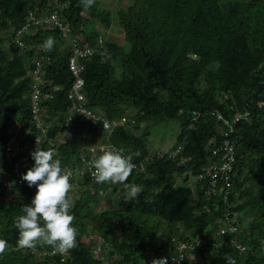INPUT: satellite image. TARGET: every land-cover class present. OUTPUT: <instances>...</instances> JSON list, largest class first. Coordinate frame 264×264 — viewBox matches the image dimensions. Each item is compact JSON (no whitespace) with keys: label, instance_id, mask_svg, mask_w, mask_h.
Instances as JSON below:
<instances>
[{"label":"trees","instance_id":"obj_1","mask_svg":"<svg viewBox=\"0 0 264 264\" xmlns=\"http://www.w3.org/2000/svg\"><path fill=\"white\" fill-rule=\"evenodd\" d=\"M115 1L119 6L113 9L95 0L84 10L82 0H0V169L9 173L5 147L18 126L24 127L26 146L39 133L30 99L36 60L42 61V90L52 94L41 105L48 123L42 149L55 148L63 167H81L82 158L93 160L87 146L99 137L145 164L144 172L133 170L127 181L143 189L134 200L122 184H98L87 174L72 184L77 246L63 261L47 245L17 249L14 220L36 188L8 191L0 185V238L8 241L0 264H148L179 242L197 241L199 247L182 264H226L229 256L237 264H264V0ZM51 10L68 22V36L52 25L39 27L20 35V45L14 34L28 11ZM112 25L123 33L122 43L106 38ZM49 36L56 45L46 52L42 44ZM74 46L91 50L79 58L86 106L110 121L126 115L133 124L108 131L101 122L75 117L70 129L86 135L66 139ZM236 110H248L250 116L235 125L234 172L224 201L205 192L206 180L187 172L197 174L206 162L208 138L220 139L216 112L231 118ZM193 112L199 114L195 119ZM164 120L180 121L173 147L182 146L185 164L147 147L148 122ZM33 164L30 155L26 169ZM107 189L109 207L96 211ZM225 214L238 231L220 234ZM96 237L101 239L98 253Z\"/></svg>","mask_w":264,"mask_h":264},{"label":"built area","instance_id":"obj_2","mask_svg":"<svg viewBox=\"0 0 264 264\" xmlns=\"http://www.w3.org/2000/svg\"><path fill=\"white\" fill-rule=\"evenodd\" d=\"M55 26L61 32L64 37H67L70 32V26L68 22L58 14L56 10H51L46 14H36L33 11H28L25 23L17 29L15 32V39L21 45L19 41L20 35L27 33L30 29H37L39 27ZM102 39L99 37L98 42ZM91 54V50L88 48H79L74 46L72 55L69 57V69L73 75V81L67 92V99L70 101V105L66 110V126L68 127V136L71 138L80 139L83 134L73 133L69 130L70 122L73 121L74 117H79L90 123L101 122L103 130H111L116 125H122L125 123H134V119L123 115L117 120H108L102 112L92 111L86 106L85 96L82 92L84 80L80 75V72L84 69V64L79 61L80 57H87ZM42 61L36 60L35 67L32 72V87L30 90L31 99V112L35 126L39 129L37 135L31 136L27 146L23 142L15 141V136L6 144L5 156L6 160L10 164L9 173L0 169V185L5 187L8 191L14 187L21 185L28 186L26 182L21 179V175L26 171L27 163L30 158V153L37 147L36 140H38L39 147L42 148L46 134L47 123L42 119V101H45L52 97L48 91H43L41 83H43L44 71L41 68ZM183 111L179 110V114ZM192 118L195 119L199 114L193 112ZM250 114L248 110H236L231 118L224 117L221 113L216 112V118L221 121L220 124L215 126V131L218 132L220 139L216 137L208 138L206 142V149L209 152L206 162L201 166L200 171L193 175L191 171L187 173L194 178V180H206L205 192L208 194H218L222 196L225 201L230 194L232 176L234 172L235 163V143L232 139V135L235 133V125L241 120H247ZM15 142V143H14ZM53 143V142H51ZM113 145L108 143L102 144H90L87 146L90 157H94L95 154L100 153L102 150L111 147ZM122 152V148H118ZM150 153H155L158 156H164L171 160L178 161L179 164H185L187 158L182 154V146L177 145L171 149L157 148L150 149ZM84 165L81 167H70L64 166L66 171H69L71 175L70 183L76 185L78 180L82 179L84 174H87L91 180H94L93 172L94 169L91 166L92 159L82 158ZM147 161V159H146ZM136 167L134 170L144 172V162L135 163ZM29 188H35L29 187ZM225 225L219 230L220 234H226L238 231V227L234 223V219L230 218L228 214L224 217ZM240 252L245 250V246L233 241L232 242ZM199 247V242H179L174 251L167 254L159 255L157 258L165 257L167 264H182L185 260L190 259L192 252ZM54 253V251H52ZM67 255V254H66ZM66 255H62L61 260L66 258ZM151 262V261H150ZM150 262L148 264H150Z\"/></svg>","mask_w":264,"mask_h":264},{"label":"clouds","instance_id":"obj_3","mask_svg":"<svg viewBox=\"0 0 264 264\" xmlns=\"http://www.w3.org/2000/svg\"><path fill=\"white\" fill-rule=\"evenodd\" d=\"M94 3L95 0H82L84 10ZM55 45V38L49 36L43 41L42 48L46 52H51ZM71 124L72 121L69 130H71ZM67 131L66 126L65 137L71 139ZM82 132L86 135L84 131ZM39 143L36 140L37 147L30 153L34 161L33 166L27 168L21 175V179L29 187L35 186L36 193L32 196L30 204L20 206L22 214L15 217L14 226L18 230L16 245L17 249H34L37 245H47L54 252L66 255L77 246L78 235V229L73 226L75 216L71 212L74 206V198L70 195L72 174L62 166L55 148L42 149ZM102 143L107 142L90 144ZM91 166L94 169L93 176L96 183L122 184L128 199H136L143 190L141 186L127 182L136 167L133 163V155H126L115 146L95 154ZM7 251L8 241L0 238V255H4ZM150 264H167V259L165 257L153 258ZM226 264H237V262L234 257L229 256Z\"/></svg>","mask_w":264,"mask_h":264},{"label":"rangeland","instance_id":"obj_4","mask_svg":"<svg viewBox=\"0 0 264 264\" xmlns=\"http://www.w3.org/2000/svg\"><path fill=\"white\" fill-rule=\"evenodd\" d=\"M124 5V2H121ZM120 5L122 6V4ZM101 6H109L110 9L116 8L118 3L115 0H100ZM106 38L109 40H116L119 43L123 42V33L114 25H112L109 30L107 31ZM14 122V121H13ZM144 126V124H142ZM181 130V124L178 120H164L158 123H150L148 122V133L145 138V142L148 148L157 149V148H164V149H171L176 144L177 134ZM84 133H86L84 131ZM25 134L24 127H17L14 131L15 141H23V137ZM101 139L99 137H94L92 142H100ZM15 143V142H14ZM181 179L177 178V183H180ZM110 189H107L102 194V198L99 200L98 204L95 206L96 211H101L109 207V203L106 201V197L109 194ZM71 195L77 197V190H73ZM117 195V193L115 194ZM93 237L95 235L93 234ZM96 247L95 253L100 251L99 244L101 243V239L96 237ZM178 244V243H177ZM177 246V245H176Z\"/></svg>","mask_w":264,"mask_h":264},{"label":"crops","instance_id":"obj_5","mask_svg":"<svg viewBox=\"0 0 264 264\" xmlns=\"http://www.w3.org/2000/svg\"><path fill=\"white\" fill-rule=\"evenodd\" d=\"M21 142V141H20Z\"/></svg>","mask_w":264,"mask_h":264}]
</instances>
